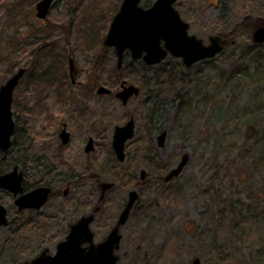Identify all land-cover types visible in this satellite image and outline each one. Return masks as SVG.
I'll return each instance as SVG.
<instances>
[{
    "label": "rangeland",
    "instance_id": "374dc122",
    "mask_svg": "<svg viewBox=\"0 0 264 264\" xmlns=\"http://www.w3.org/2000/svg\"><path fill=\"white\" fill-rule=\"evenodd\" d=\"M37 1L0 0V49L10 52L14 62L10 71L9 64L0 61V85L19 68L26 69L14 91L17 125L10 152L57 162L62 189H70L54 197L33 221L0 228V264H24L44 248L53 254L70 224L98 205L101 188L91 177L114 183L91 226L97 242L116 224L128 192L139 193L120 228L116 264H193L196 257L201 264H264V43L253 41L254 30L230 34L246 16L252 24L261 22L264 0H177L189 32L205 43L209 35L221 34L227 44L224 53L191 66L171 55L145 69L133 63L121 80L113 70V48L99 68H93L102 51L100 39L120 1L56 0L45 19L35 15ZM56 58L62 59L61 73L51 87L42 89L31 71L42 72ZM156 66L163 71L156 73ZM172 72L174 93L167 96L166 77ZM123 80L141 89L127 105L95 93L99 85L116 90ZM81 84L93 90L82 92ZM64 88L65 103L58 100ZM180 94L188 109L176 118ZM56 114L71 134L67 145L56 132L61 122L57 126L46 121ZM130 117L135 135L119 161L112 148L114 127ZM154 129L159 130L151 142L149 132ZM163 130L167 134L160 147L157 135ZM89 136L95 146L86 152ZM186 153L190 159L182 173L166 182L169 170ZM2 193L13 210L11 199Z\"/></svg>",
    "mask_w": 264,
    "mask_h": 264
},
{
    "label": "water",
    "instance_id": "95a60500",
    "mask_svg": "<svg viewBox=\"0 0 264 264\" xmlns=\"http://www.w3.org/2000/svg\"><path fill=\"white\" fill-rule=\"evenodd\" d=\"M141 1L123 0L105 37V44L116 50L118 67L122 66L126 51L130 52L133 59L142 58L148 65L159 64L168 54H171L182 58L184 64L190 66L204 59L213 58L223 50L220 35H211L210 43L205 44L203 39L189 33L190 24L182 19L175 7L176 0H154L149 7L142 6ZM53 2L54 0H39L36 4V16L46 18ZM252 37L255 43H264V24L254 29ZM25 71V68L18 69L0 86V150L3 152H7L12 143L11 135L15 128L12 111L13 94ZM72 71L73 62L70 60L71 75ZM140 91V87L124 80L115 96L123 104H127L129 99L138 96ZM97 93L109 94L111 90L100 85ZM135 127L133 118L124 125L115 126L112 146L120 161L125 159V143L134 137ZM166 134L167 130H163L157 136L158 146H164ZM61 137L63 142L67 143L70 135L64 131ZM92 148L93 139L90 138L86 150L90 151ZM189 159V154L182 155L179 163L170 169L164 180L169 182L179 176ZM145 174L146 171L142 170V179L145 178ZM111 186L110 182L102 184L104 191ZM0 187L14 194L23 191L22 175L18 173L17 167L9 173L0 175ZM48 193V187H38L17 198L16 203L20 207H39L47 200ZM138 198V191L131 189L117 223L104 241L95 244V235L91 229L95 214L82 215L76 223L71 225L66 238L58 243L55 254H48L47 250H44L26 264H116L120 258L116 253L122 238L120 228L126 223ZM7 224L5 208L0 204V226ZM85 243H89V246H83ZM193 264H201L200 259L196 257Z\"/></svg>",
    "mask_w": 264,
    "mask_h": 264
},
{
    "label": "flooded vegetation",
    "instance_id": "af4514ba",
    "mask_svg": "<svg viewBox=\"0 0 264 264\" xmlns=\"http://www.w3.org/2000/svg\"><path fill=\"white\" fill-rule=\"evenodd\" d=\"M55 1L56 0H54V2ZM119 1L121 2L120 3V6H121L123 0H118V2ZM143 1L144 0H142L141 3H140L142 6H143V4H142ZM150 1L151 0H148V3H147L148 5L147 4H144V5H147L146 7L150 6L153 3L154 0L151 1L152 3H150ZM54 2H53V4H54ZM53 4H52V6H53ZM120 6H119L118 10L116 11V13L119 11ZM219 35L221 37V42H222V44L224 46V39H223V37H222L221 34H219ZM210 36L211 35H209V37ZM209 37H208V43H209ZM208 43H206V44H208ZM111 48H113V47H111ZM113 49H114V52H115V55H116V50H115V48H113ZM127 55H129V56L131 55L129 51H126L125 52V55H124L123 60H125V58H126ZM116 57H117V55H116ZM139 59H142V58H139ZM70 60H72V62H73V59L71 57H69V59H68L69 64H70ZM117 60H118V57H117ZM141 61L144 62L143 59ZM69 72H70V67H69ZM25 73H26V71H25ZM25 73H24V75H25ZM70 74H71V72H70ZM74 74H75V67H74V63H73V71H72L71 78L74 77ZM21 79H20V81H21ZM121 83H122V81L120 82V85H121ZM120 85H119V87L116 90H113L112 89L111 90V93H109V94H98L97 93L98 86H97L96 89H95V93L97 95L103 96L105 98H107V96H111L112 98L117 99V100H119L122 103V101L115 96V93L120 90ZM86 86H87L86 84H81L80 85L81 91L83 90L82 92L89 90L90 87H86ZM49 87H51V86H47V87L44 86V87H42V89L49 88ZM56 88L58 90V87L57 86H56ZM66 92H67V89L66 88H64V91H62V92H59L58 91V93H59L58 94V96H59L58 100L60 102L65 103L68 100V98H67V95L68 94H66ZM140 93H141V91H140ZM138 96H135V97H138ZM135 97H131L129 99V101L132 98H135ZM13 102H14V100H13ZM127 104H123V105H127ZM12 111H13V103H12ZM130 118H133V117H130ZM13 120L15 122V128H14V131H13V133L11 135V140H12V137H13V134L15 132L16 125H17V122L15 120V116H14V111H13ZM46 121L49 124H53V122H54L57 126H58L59 122H61V124H62L61 125V128L60 129L57 128V131L56 132H57L58 138L61 141L62 145H67L70 142V140H71V134L67 130V123L64 122V121L62 122L61 117L58 114L53 115V116H51V115L47 116ZM64 131L67 132V133H69V135H70L69 141L67 143H64L63 140H62V137H61V134ZM90 138L93 139V148L90 151H93L94 150V146H95L94 137L89 136L87 138V140H86V144H85V147H84V149H85L86 152H90V151H87L86 150V145H87V143H88V141H89ZM12 145H13V140H12L11 146H10V148H9V150L7 152H2V151L0 152V175L9 173L15 167H17L18 173L22 175V187H23V191L21 193L14 194L10 190H8L6 188L0 187V191H2L3 193H6L8 195L7 197L11 199V207L13 208V210L10 209V207L8 205H6L5 202L2 200L3 198L0 197V204L5 208L6 217L8 219V224L7 225L0 226V228H2V227H5V228L6 227H10L14 223H28V222L33 221V218H35L36 216H39L40 213L42 212V210L45 209L46 206L49 205V203L51 202V200L54 197H59L62 193L65 196V195L68 194L69 189H70L69 186L64 187L62 189V184H60V181H59L60 179L58 178L59 175H60V173H59V171L58 172L56 171L58 169V168H56L57 162L56 163L51 162L52 159H49L47 156H40V155L38 156V155H36L35 157H31V156L27 155L26 153L24 154V152H22V153H11L10 151H11ZM112 148H113V146H112ZM61 149L62 148H59V150L57 151V153H56V156L57 157H58V153L60 154V152L62 151ZM113 150H114V148H113ZM114 153H115V151H114ZM96 166H97V169H99V171H101L100 167L98 165H96ZM91 178H94L96 180L98 186L101 188V195H100V199H99L98 205L95 207V209L93 210V212H90L88 214H83V215H90V214L94 213L95 214L94 220H95L96 215H97V213L99 212V210L101 208V204H102V201L104 200L106 191H108L110 188H112L113 185H114V183L113 182H110V183H112V186L109 187L108 189H106L104 191L103 188H102V184L105 183L106 181H102V179L100 177H98V178L97 177H91ZM57 183H59L60 185L57 186ZM38 187H48L49 188V193H48L47 200L41 206H39V207H36V206L20 207L16 203V199L17 198H19L20 196L25 195V194H27V193L35 190ZM3 193H2V195H4ZM126 203H127V200L125 202V205H126ZM135 204H136V202L134 203L132 209L134 208ZM125 205H124V207H125ZM132 209H131V211H132ZM121 212H120V214H121ZM120 214H119V216H120ZM119 216H118V219H119ZM94 220H93V222H94ZM72 224H70V227H71ZM94 235H96L95 232H94ZM105 239H106V237L103 240L97 242L96 239L94 238V241H95V244H98V243L104 241ZM58 243L56 244V250H57ZM83 246L87 247V246H89V243H85V244H83ZM44 250H47V253L48 254H52V252L48 248L42 249L39 254H41L42 251H44ZM37 256H35L34 258H36ZM33 259H31V261ZM31 261H25L24 264H26L27 262L30 263Z\"/></svg>",
    "mask_w": 264,
    "mask_h": 264
},
{
    "label": "trees",
    "instance_id": "16d2710c",
    "mask_svg": "<svg viewBox=\"0 0 264 264\" xmlns=\"http://www.w3.org/2000/svg\"><path fill=\"white\" fill-rule=\"evenodd\" d=\"M32 2L34 1H37V0H31ZM117 9V8H116ZM251 16H246L242 22H240L236 29L231 32L230 34L231 35H234L235 32L239 29L241 30H247L248 32H251L253 31L257 26L259 25H262L263 22H264V19L255 24L253 23L252 24V21H251ZM99 44L101 45V48H102V51L101 53L98 55L97 58H95V62L93 63V68L97 69L99 68V66H96V65H99L101 63L104 62V59L106 58L107 54L111 52V47L107 46L105 43H104V39L101 40L100 39V42ZM227 44L226 42L224 41V49L222 51V53H224L225 51V48H226ZM10 55L11 53L10 52H5V49H0V61L3 62V63H7L9 64V70L12 71V66L14 68V62H12V64L10 63ZM126 58H129V55L126 56ZM125 58L124 60V65L125 67H123L122 69L121 68H118L117 65L114 66L113 70H114V73L117 77L118 80H121L124 78L123 76V73H124V69L127 67V66H130V65H133V63H139L141 65V67L143 69L147 68L148 65L141 61V60H131V61H127ZM172 59V57H169ZM62 59L61 58H56L55 60H52L51 64L45 69L43 70L42 72H39V73H36L35 71H31L32 73V77L34 76V78L36 80H40V84L43 85V87H47V86H51L55 79L57 78L58 74L61 73V64H62ZM157 68H153L155 70L156 73H159L161 71H163V66H156ZM149 69V68H148ZM34 72V73H33ZM175 72H178V71H175ZM176 75L174 72L172 73H169L166 77V80L170 83V88L169 90L164 87V90H166L164 93L165 95L169 96V95H172L174 93V86H173V80L175 79ZM94 80V84H96L98 82V79L96 77H93L92 78ZM163 86V84H162ZM87 87H90V86H87ZM143 90H145V86H141ZM92 88V87H90ZM93 90V88H92ZM181 98H183V100L181 101V103L178 105L177 107V113H176V118L177 116L181 115V114H184L186 113L187 109H188V106H187V101L184 99V96H182L181 94L179 95ZM108 99L112 98L111 96H107ZM155 102V101H153ZM155 108L152 110L154 112ZM156 128V127H155ZM159 129H154V130H150V141L153 142V135L155 132H157ZM144 155L146 156V153H144ZM160 180L162 178H159Z\"/></svg>",
    "mask_w": 264,
    "mask_h": 264
}]
</instances>
